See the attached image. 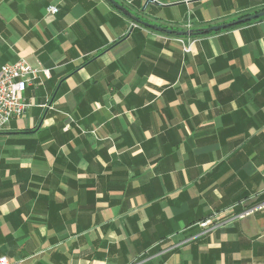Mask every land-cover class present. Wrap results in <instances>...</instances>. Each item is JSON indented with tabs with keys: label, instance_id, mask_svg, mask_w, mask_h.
<instances>
[{
	"label": "crops",
	"instance_id": "0c3cea01",
	"mask_svg": "<svg viewBox=\"0 0 264 264\" xmlns=\"http://www.w3.org/2000/svg\"><path fill=\"white\" fill-rule=\"evenodd\" d=\"M116 1L172 31L264 10ZM20 58L50 75L0 131V257L264 264V17L180 37L110 0H0V68Z\"/></svg>",
	"mask_w": 264,
	"mask_h": 264
},
{
	"label": "built area",
	"instance_id": "2783aa9c",
	"mask_svg": "<svg viewBox=\"0 0 264 264\" xmlns=\"http://www.w3.org/2000/svg\"><path fill=\"white\" fill-rule=\"evenodd\" d=\"M49 13H56L58 7L50 5L47 8ZM190 22L188 26H190ZM190 29V28H188ZM183 41V40H182ZM184 50L190 51L188 47H184ZM50 75L49 69H39L31 65L27 59L20 58L15 62H9L1 66L0 68V131L7 129L9 123L16 118L23 117L27 110L33 105L32 101L25 98V91L27 88L35 84L40 75ZM45 106H48L45 104ZM263 204L257 205L244 213L238 215V217H244L249 213H253L255 210L261 209ZM228 212V213H227ZM233 214L232 210L225 211V213H218L213 219L202 223L203 227H207L211 224L216 226L222 224L221 219H224L226 215ZM0 264H9L6 256L0 257Z\"/></svg>",
	"mask_w": 264,
	"mask_h": 264
},
{
	"label": "water",
	"instance_id": "95a60500",
	"mask_svg": "<svg viewBox=\"0 0 264 264\" xmlns=\"http://www.w3.org/2000/svg\"><path fill=\"white\" fill-rule=\"evenodd\" d=\"M153 0H146L145 5L143 8H145V6L149 3L152 2ZM110 2L116 7L118 8L120 11H122L124 14H126L127 16H129L131 19H133L136 22L141 23L142 25H145L151 29L157 30V31H166L168 33L170 32H175L176 34L180 35V36H196V35H202V34H207L210 33L212 31H219V30H223V29H227L236 25H240L261 17H264V10L239 18L237 20L234 21H230L227 23H222V24H218V25H212L209 27H205V28H199V29H186V30H182V31H172L169 29H165L159 25L144 21L142 19H140L138 16H136L134 13H132L128 8H126L125 6H123L122 4H120L119 2H117L116 0H110Z\"/></svg>",
	"mask_w": 264,
	"mask_h": 264
},
{
	"label": "trees",
	"instance_id": "16d2710c",
	"mask_svg": "<svg viewBox=\"0 0 264 264\" xmlns=\"http://www.w3.org/2000/svg\"><path fill=\"white\" fill-rule=\"evenodd\" d=\"M249 14H247V15H245V16H248ZM241 25V24H240ZM240 25H236V26H240ZM236 26H233V27H236ZM233 27H230V28H233ZM230 28H227V29H230ZM175 31H177V30H175ZM213 32H216V31H212V32H210V33H213ZM175 33V32H174ZM210 33H207V34H210ZM207 34H202V35H207ZM178 36H180V35H178ZM196 36H200V35H196ZM180 37H182V36H180Z\"/></svg>",
	"mask_w": 264,
	"mask_h": 264
}]
</instances>
